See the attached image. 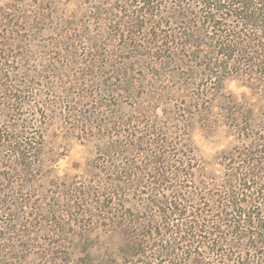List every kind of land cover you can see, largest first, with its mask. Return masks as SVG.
Instances as JSON below:
<instances>
[{"label": "rangeland", "instance_id": "1", "mask_svg": "<svg viewBox=\"0 0 264 264\" xmlns=\"http://www.w3.org/2000/svg\"><path fill=\"white\" fill-rule=\"evenodd\" d=\"M198 1L0 0V264H264V33Z\"/></svg>", "mask_w": 264, "mask_h": 264}, {"label": "trees", "instance_id": "2", "mask_svg": "<svg viewBox=\"0 0 264 264\" xmlns=\"http://www.w3.org/2000/svg\"><path fill=\"white\" fill-rule=\"evenodd\" d=\"M198 3L200 2L198 1ZM200 5H202V7L205 9L204 15L206 20H208L209 26L212 27L214 32L218 31L220 33L216 44L218 45L217 47H219V52L223 57L230 58L232 53L235 52V48L238 47L239 44L236 43L235 40H232L234 39L232 38V35L237 34L239 37L240 33L242 34V32L232 33L228 30H222L220 32L219 30L223 27L220 21H223L225 23L231 20L233 23H237L238 25L243 26L244 30L250 31V29H252L254 31H260V33H264V0H260L259 3H256L255 0H201ZM230 43H233L232 46L230 45ZM261 65H258V67ZM242 176L243 178H241L240 180L243 183H249V180L254 179L253 175H251L248 171ZM237 179H239V177ZM255 187L257 188V193H253V197L251 198L252 200H250V202H248L249 199L247 201H240V199L238 198L235 201L233 200L232 204L229 207H226L225 204H227L228 206V204H230V200L225 198L221 203V207L223 204V207H225L226 209L225 212L235 214L234 216L233 214L225 213V216L222 218L223 221H219L222 229L235 234L232 237L233 243L229 245L230 250H233V253L234 250H237V248L240 246L239 242L238 244H236L237 241H240L244 244L245 242L251 240L257 242L260 237L264 239V227L262 226V224L264 225V214L261 213L263 214V216H261L263 218H260V215L256 213L248 214L243 210V206L247 204V202L250 208L252 206L255 207L256 203H258L256 201V198L254 197H258L259 192L257 190L259 188L258 185H255ZM252 188L254 189V187H251V189ZM251 203H253L254 205H252ZM197 224L198 222L196 223V225ZM189 229L192 230L191 227ZM196 231L201 233V231H199L198 229ZM215 232L217 234H220L218 230L213 231V233ZM209 233L212 234V231L210 230ZM260 244L261 246H264V243L261 242ZM241 249V251H244L246 249L251 250L252 248L248 245H242ZM191 264L197 263L191 262Z\"/></svg>", "mask_w": 264, "mask_h": 264}]
</instances>
